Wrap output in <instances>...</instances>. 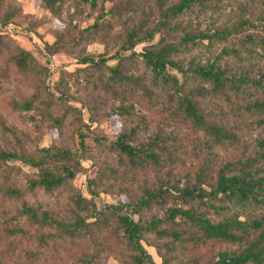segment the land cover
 Segmentation results:
<instances>
[{
    "label": "trees",
    "instance_id": "obj_1",
    "mask_svg": "<svg viewBox=\"0 0 264 264\" xmlns=\"http://www.w3.org/2000/svg\"><path fill=\"white\" fill-rule=\"evenodd\" d=\"M105 1L94 21L83 25L90 17L88 11L83 17L82 8L87 5L94 9L99 0H42L62 27L52 42L44 41L40 52L46 59L41 61L35 51L13 38L12 34L22 31H9L12 24L21 23L17 7L0 0V58L5 72L48 77L53 71L52 57L58 53L74 55L79 64L73 71L62 68L52 85L45 84L32 97L11 103L14 110L29 114L35 124L47 122L51 130L63 131L66 124L72 125L73 144L55 143L29 151L18 148L17 143L0 146V168L21 161L35 169L25 188L9 186L5 193L22 197L37 190L48 194L69 191L64 213L23 199L18 212L31 223L40 244L37 253L51 251L57 256L60 244L76 243V264H99L95 236L107 230L109 236L126 244L128 264H157L143 244L150 234L163 239L162 244H153L162 264H172L179 248L194 250L217 242L237 247L219 249L201 263L192 258L177 264H264V214L242 219L239 211L264 209V136L257 149L233 169L223 167L214 173L208 162L202 161L195 173L184 178L172 166L181 161L179 146L171 143V135L161 128L149 131L142 125L144 121L136 119L134 104L129 101L136 93L149 99L163 94L173 114L206 135L210 146L238 142L239 135L226 122L211 119L213 109L204 105V100L223 97L233 103L231 111L239 117L257 116L264 122V7L255 16L250 0H233L240 4L232 13L235 16L221 25L203 28L196 25L192 14L226 0H157L149 13L146 0H121L110 8L105 7ZM152 11L155 19L150 25L147 18L154 14ZM116 24L121 25L119 30ZM37 26L34 23L29 28L36 31ZM170 35L172 40H168ZM5 39L12 42L8 44ZM94 42L102 43L104 51H89ZM146 42L143 50H136L138 44ZM214 45H220L221 51L195 61L197 49ZM66 75L73 79L72 84ZM74 84L84 88L86 99L71 93ZM70 100L81 102V106ZM84 108L91 112L89 121L83 118ZM94 108L119 117L125 126L112 136L94 133ZM92 147L101 148L111 165L96 175L99 180L109 182L118 175L150 169L157 174V181L145 183L131 197L112 203L98 197L90 185L97 182L96 177H91L89 197L85 196L72 181L83 169L81 159ZM145 212L151 214L144 217ZM8 231L11 236L32 232L17 225Z\"/></svg>",
    "mask_w": 264,
    "mask_h": 264
},
{
    "label": "rangeland",
    "instance_id": "obj_2",
    "mask_svg": "<svg viewBox=\"0 0 264 264\" xmlns=\"http://www.w3.org/2000/svg\"><path fill=\"white\" fill-rule=\"evenodd\" d=\"M13 3L18 10L17 18L21 21L20 24L14 23L9 28L10 33L14 29H22L19 33H14L13 38L16 42L28 49L35 51L36 55L41 61H45L46 57L42 56L40 50L44 46V41L52 42L55 38V33L61 29L62 23L53 14H51L44 6L42 0H7ZM121 0H106L104 5L106 8L117 4ZM163 2H171L174 0H161ZM102 0H99V5L90 9L87 5L84 6V16L87 11L89 17L82 24L86 25L94 21V18L99 13ZM157 0H146L145 8L149 13V9L155 7ZM239 3L233 0H226L218 6H207L202 11L192 14L196 25L201 27H211L213 25H221L223 21L228 20L229 17L235 16L232 14L239 10ZM250 7L253 14L256 16L264 7V0H250ZM153 12V11H152ZM147 18L150 25L152 19H155V12ZM261 13H264L262 11ZM34 23L38 26L31 31ZM120 24H116L115 29L119 30ZM173 36H168V40H172ZM9 44L12 40L5 39ZM148 45V42L141 43L136 46L137 51H141ZM88 50L94 53L104 51V45L100 42H94L88 46ZM221 51L220 45H214L212 48L203 47L197 49L196 62L205 59L207 56L211 58L214 54ZM3 60L0 58V146L13 147L17 143L18 148L31 150L37 146H47L51 144H67L72 145L71 133L72 125L66 124L63 131L51 130L47 122L38 121L35 124L29 114L26 112H19L14 110L11 106L12 100L23 101L27 97L35 95L39 88L44 87L45 84L52 85L53 81L59 76L60 71L64 68L66 71H73L79 64L74 55L67 53H58L52 57L50 65L52 66V73L48 77L25 76L17 73L14 70L5 72L3 70ZM172 72L175 69L170 68ZM67 76V75H66ZM68 78V76H67ZM70 84L74 81L68 78ZM71 93L80 99H86L87 94L84 88L80 85L74 84L71 86ZM161 96V97H160ZM132 101L137 113L136 119L144 121L142 125L149 131H157L161 128L166 134L171 135V143L179 146L180 162L173 166L174 172L179 176L186 177V174H193L199 168L202 161H207L214 173L220 168L233 169L238 166L239 162L243 161L248 155L257 149L258 141L264 136V122L258 120V117L247 116L245 118L239 117L231 111V105L223 97L211 96L204 100V105L209 104L211 112V119L218 122H226L228 126L233 128L240 137L238 142H225L211 145L208 138L202 132H196L186 122H184L179 115H174V110L169 104L163 94H157L156 99H149L147 96L141 94H133L129 98ZM73 105L81 106V102L70 100ZM111 99L108 101V109L110 110ZM237 105V104H236ZM104 108V107H103ZM101 108V109H103ZM98 108H94V119L92 127L94 133H104L108 136L116 135L123 129L126 122L117 116H109ZM83 118L89 121L91 112L86 108L83 109ZM251 119H250V118ZM40 120V118H37ZM41 122V124H39ZM5 123L12 129L7 130ZM174 131V134L170 133ZM13 131L15 134H13ZM144 133V132H143ZM87 157L81 159L83 169L77 173L72 181V185L80 189L83 194L89 197L87 184L89 179L96 177L101 169L111 167L109 159L105 157L104 152L99 147H92L86 151ZM9 167L2 165L0 168V264H76L77 258L75 256L78 244L65 242L59 245L60 254L55 256L42 252L37 253L39 249V242L36 238L31 223L25 216H21L18 210L22 206L23 199L33 204H40L43 208H52L56 212H66L68 203L69 191H61L54 194L45 193L42 190L35 192H25L22 197H16L4 192L9 186L25 188L28 183V178L32 175L35 169L29 165L16 161L15 164L10 163ZM229 165V166H227ZM157 174L154 170L148 169L141 171L140 174L127 176L118 175L112 178L109 182L101 181L96 177V183H92V188L99 193L98 197L106 202L117 203L119 199L126 200L131 197L134 192H139L140 187L148 183L153 184ZM95 180V179H94ZM126 193V194H125ZM241 218L248 216L255 217L256 215L264 214V209L253 208H239ZM151 213L145 212L144 217H148ZM213 216V215H212ZM136 217H138L136 215ZM216 217V216H213ZM13 225L26 227L32 232L28 234H17V236L10 235L8 228ZM33 233V234H32ZM33 235V236H32ZM96 242L100 250L99 264H128L130 258L127 257L129 250L125 243H122L114 235L109 236L107 230L97 233ZM143 241L145 248L152 254L157 264H162V257L159 255L157 249L153 244L163 243V239L157 238L150 234ZM93 244H90V247ZM237 246L225 243H209L206 246H201L198 249L187 250L185 247L179 248V256L172 260V264L178 262H185L189 259H197V263L205 261L207 258L214 255L219 249L234 248ZM34 252V255H30ZM172 258L174 256H171Z\"/></svg>",
    "mask_w": 264,
    "mask_h": 264
}]
</instances>
